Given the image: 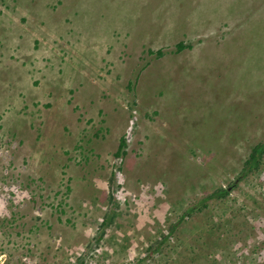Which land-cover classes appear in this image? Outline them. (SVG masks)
<instances>
[{"label": "rangeland", "instance_id": "374dc122", "mask_svg": "<svg viewBox=\"0 0 264 264\" xmlns=\"http://www.w3.org/2000/svg\"><path fill=\"white\" fill-rule=\"evenodd\" d=\"M263 141L264 0H0V264H264Z\"/></svg>", "mask_w": 264, "mask_h": 264}, {"label": "trees", "instance_id": "16d2710c", "mask_svg": "<svg viewBox=\"0 0 264 264\" xmlns=\"http://www.w3.org/2000/svg\"><path fill=\"white\" fill-rule=\"evenodd\" d=\"M178 50L183 51L185 46L183 43L179 44L177 46ZM160 54V53H159ZM264 166V141L254 146L248 156V158L244 161L243 164V176H247L249 174H255L261 172V168ZM228 193V189H217L211 196H209L208 199H211L213 197L220 198L224 197ZM191 210L188 212V214L182 216L188 217L189 214H192ZM174 229L171 228L170 232ZM158 250V247L155 248V252Z\"/></svg>", "mask_w": 264, "mask_h": 264}]
</instances>
